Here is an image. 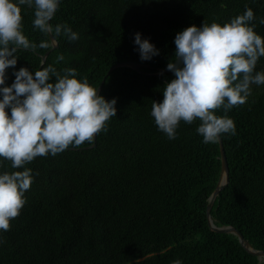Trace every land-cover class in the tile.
<instances>
[{
    "label": "trees",
    "instance_id": "16d2710c",
    "mask_svg": "<svg viewBox=\"0 0 264 264\" xmlns=\"http://www.w3.org/2000/svg\"><path fill=\"white\" fill-rule=\"evenodd\" d=\"M246 6L256 17L255 32L264 37L259 23L264 0H60L51 25L66 24L78 39L53 33L58 48L44 67L75 69L78 80L87 77L97 89L116 64L139 63L142 73L124 67L106 78L99 96L116 99V117L97 135L96 148L84 149L94 141L69 146L20 169L0 158V174L32 170L24 207L9 231L0 230V264L264 263L237 236L215 233L208 225L209 199L222 172L220 143L203 142L199 120L181 121L177 138L169 140L151 116L152 102L162 103L164 86L175 79L172 72L154 74L175 62L177 33L204 22L223 26ZM20 7L26 38L37 46L51 41L34 28V8ZM137 33L159 55L141 60ZM51 49H19L4 86L12 85L20 68L33 75L42 70V56ZM255 71H264V57ZM227 115L236 126L235 135L220 136L229 183L211 216L216 226L236 228L254 250L264 252V85H251L246 103Z\"/></svg>",
    "mask_w": 264,
    "mask_h": 264
},
{
    "label": "clouds",
    "instance_id": "9594fccd",
    "mask_svg": "<svg viewBox=\"0 0 264 264\" xmlns=\"http://www.w3.org/2000/svg\"><path fill=\"white\" fill-rule=\"evenodd\" d=\"M60 0H0V158L11 162L13 169L24 168L37 157L62 153L69 146L91 144L96 135L107 131L106 124L116 117V99L107 101L97 94L88 78L78 80L77 71H58L52 65L42 66L34 75L27 68L13 73L15 80L4 86L6 70L15 68L19 49H46L57 41L31 43L22 31L21 5L34 8L33 26L41 33L66 36L76 41L78 34L66 24L49 23ZM254 12L246 6L221 26L204 22L177 33L175 62L167 64L175 79L166 83L163 102H152L151 116L158 129L175 140L181 121L199 120L196 131L205 144L219 142L223 134H236L234 121L227 113L246 103L251 85H264V71L256 72L258 60L264 57V37L258 35L252 22ZM259 23L264 25V19ZM141 60L159 55L147 39L135 34ZM58 60H63L59 56ZM55 78L54 83L49 81ZM223 109L224 115H216ZM10 109V115L8 110ZM32 170L0 174V230L9 231L10 221L17 218L30 189ZM172 264H182L180 260Z\"/></svg>",
    "mask_w": 264,
    "mask_h": 264
},
{
    "label": "water",
    "instance_id": "95a60500",
    "mask_svg": "<svg viewBox=\"0 0 264 264\" xmlns=\"http://www.w3.org/2000/svg\"><path fill=\"white\" fill-rule=\"evenodd\" d=\"M51 24V21L49 22ZM50 39L52 40L54 38V36L52 34H49ZM55 39V38H54ZM56 40V39H55ZM56 48H58V42L52 46V49L49 50L45 55L42 56V66L44 65V63L46 62L49 54L55 50ZM124 67H128V68H132L136 71H138L139 73H142V65L139 63H135L132 61H126V62H122L119 64H116L114 66H112L109 71L107 72L106 76L104 77V79L102 80L100 86L97 89V94L100 95L102 88L104 86V83L106 81V78L115 70L118 68H124ZM165 73H171V71L168 70H162L159 71L158 73H155L154 75L156 76H161ZM96 140H97V135L94 138V143L84 149H94L96 148ZM219 143H220V150H221V162H222V172H221V177L219 180V183L215 189V191L213 192V194L211 195L210 199H209V203H208V207H207V219H208V225L210 227V229L215 232V233H219V234H232L238 237L240 243L243 245V247L250 252L251 254L259 257L260 260H264V252L262 251H257L254 250V248L250 245L249 241L243 236V234L238 231L236 228L232 227V226H221L218 227L214 224V221L212 219L211 216V212L214 206V203L217 199V197L220 195V193L223 191V189L228 185L229 183V166H228V160L226 157V152H225V148H224V144L222 139H219ZM264 264V263H262Z\"/></svg>",
    "mask_w": 264,
    "mask_h": 264
}]
</instances>
